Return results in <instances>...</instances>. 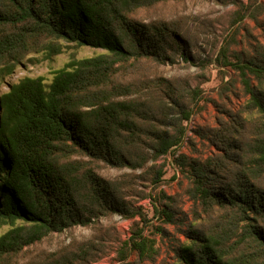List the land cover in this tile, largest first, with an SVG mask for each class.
Instances as JSON below:
<instances>
[{"label": "trees", "instance_id": "trees-1", "mask_svg": "<svg viewBox=\"0 0 264 264\" xmlns=\"http://www.w3.org/2000/svg\"><path fill=\"white\" fill-rule=\"evenodd\" d=\"M139 1L0 0V89L25 59L42 53L51 61L63 43L105 51L73 61L50 84L27 77L6 93L0 90V220L11 227L0 235V264L51 234L90 225V204L127 211L105 180L90 172L79 181L82 166L69 161L84 155L114 168L130 165L118 141L123 133L135 134V109L116 101L121 89L127 91L115 83L117 64L166 61L162 53L169 44L166 30L128 17ZM263 63L229 62L240 71L251 96L248 110L262 125L250 152L235 130L219 140L224 156L195 170L192 197L205 215H217L203 228L191 227L175 264H264V92L249 79L264 88ZM178 144L161 139L159 153ZM126 246L142 261L157 256L156 244L142 232Z\"/></svg>", "mask_w": 264, "mask_h": 264}, {"label": "rangeland", "instance_id": "rangeland-1", "mask_svg": "<svg viewBox=\"0 0 264 264\" xmlns=\"http://www.w3.org/2000/svg\"><path fill=\"white\" fill-rule=\"evenodd\" d=\"M132 5L128 17L166 30L169 44L162 53L166 61L117 64L115 83L127 91L121 89L124 94L116 101L135 109V134L123 133L118 141L130 165L114 168L84 155L69 161L82 166L79 181L90 172L105 180L127 211L90 204V225L51 234L10 257V264H175L191 227L203 228L217 215H205L192 197L197 169L224 156L219 140L235 130L248 152L258 138L261 119L249 112L251 96L229 62H264V0H141ZM103 54L63 43V52L51 61L42 53L31 55L7 78L1 93L27 77L50 84L54 73L73 61ZM249 79L253 89L264 92L254 76ZM161 139L179 144L160 154ZM10 229L0 220V235ZM139 232L156 244L154 261H142L126 246Z\"/></svg>", "mask_w": 264, "mask_h": 264}]
</instances>
